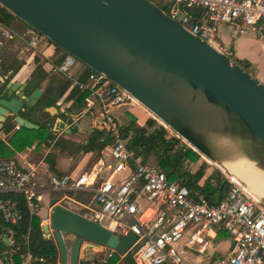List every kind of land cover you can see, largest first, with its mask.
<instances>
[{"label": "water", "instance_id": "obj_1", "mask_svg": "<svg viewBox=\"0 0 264 264\" xmlns=\"http://www.w3.org/2000/svg\"><path fill=\"white\" fill-rule=\"evenodd\" d=\"M0 4L58 48L124 87L213 163H243L264 178V82L156 2L0 0ZM18 84L10 81L1 95H12ZM26 86L24 81L19 95L34 105L43 89L36 87L25 95ZM22 103L15 97L0 99V129L4 115L15 116L20 126L40 128L19 114ZM46 109L57 111L53 106ZM225 173L250 188L238 176ZM59 201L49 199L50 225L44 230L54 236L60 264L83 261V245L113 248L121 256L132 249L136 234L121 236ZM3 241L11 245L6 238ZM67 241L73 242L71 248Z\"/></svg>", "mask_w": 264, "mask_h": 264}, {"label": "built area", "instance_id": "obj_2", "mask_svg": "<svg viewBox=\"0 0 264 264\" xmlns=\"http://www.w3.org/2000/svg\"><path fill=\"white\" fill-rule=\"evenodd\" d=\"M152 1L157 3V0ZM165 1L168 7L165 11L171 18L231 57L233 49L222 38L223 23L230 24L232 31L253 30L264 38V0ZM41 36L34 32L28 44L36 56L50 61V57L37 47ZM77 60L68 53L53 67L77 88L88 91L86 111L93 114V126L100 127L110 136L105 149L111 161L103 164V172L100 167L95 173L92 170L76 175L50 174L48 180L42 182L38 170L42 161L24 165L16 157L0 156V193L21 195L29 215L41 217L44 237L53 238L44 230L45 224L50 225V215H40L45 194L49 201L53 192H92V198L81 206L91 210L90 219L118 229L121 236L129 232L138 236L132 246L136 264H191L187 258L189 254H207L204 264H264V204L261 198L241 181L225 174L230 183L227 195L220 202L211 204L198 190L192 191L180 181L169 178L161 166L143 162L128 146L127 138L122 134V122L113 113L120 106L135 107L140 103L124 87ZM74 71L87 73L80 79ZM96 111L98 119L95 118ZM158 121L168 133L169 126L160 119ZM15 128L21 126L16 123ZM5 137L0 130V141ZM177 137L185 141L179 135ZM64 197L72 198L65 194L60 200ZM19 202L18 196L0 197V212L4 219L0 240L6 238L11 247L16 244L15 228L24 217ZM221 232H226L230 238L224 253L217 248ZM97 248L104 253L102 263L118 254L113 248L102 245ZM22 257L21 264H32L31 253ZM6 258L12 260V250Z\"/></svg>", "mask_w": 264, "mask_h": 264}, {"label": "trees", "instance_id": "obj_3", "mask_svg": "<svg viewBox=\"0 0 264 264\" xmlns=\"http://www.w3.org/2000/svg\"><path fill=\"white\" fill-rule=\"evenodd\" d=\"M164 9L162 6H160ZM165 10V9H164ZM17 17L11 13L8 9L0 4V24L9 26L13 19ZM58 48V47H57ZM36 62L39 64L40 59L36 57ZM238 62V61H237ZM247 71L251 63L248 60L238 62ZM48 72L38 65L34 74V81L36 86H39L42 78H46ZM84 79V76L81 77ZM53 81H49L46 91L52 90ZM69 83V79L64 78L58 84L60 92L66 88ZM56 92V93H57ZM87 90H79L76 88L71 92L73 97V106H76L79 110L86 107ZM58 95V94H57ZM55 93L52 95H45L46 104H53L57 96ZM26 117V116H25ZM30 121H33L40 125L38 129H29L21 126L10 138V143L14 145V149L22 151L27 146L31 147L38 139L46 140L55 138V134L52 130V123L48 125L46 122H38L31 117H26ZM135 118H132L128 124L122 123L121 130L124 137L127 138L128 146L134 149L136 156L143 162H148L150 157H154L158 165L166 170L169 178L178 180L185 184L192 191L198 190L204 194L211 204H215L224 199L230 187V183L227 177L220 171L219 167L214 168L209 172L206 162H200L202 154L194 149L192 146L185 144L181 141V138L173 135L168 136L167 130L161 125H157L156 118H148L145 124L138 125ZM15 125V121H11L4 126L6 132L10 131ZM101 137H104L101 140ZM27 140L28 144L22 140ZM110 140V136L105 133L104 130L93 131L88 143L81 145L76 144L73 141H69L66 145L64 140L58 139L55 143L56 148L62 150L70 148L76 151H94L101 150ZM12 150L2 142H0V156L10 155ZM56 154L49 152L46 156V161L49 164L50 169L53 172H57L55 163ZM196 167V168H195ZM220 170H219V169ZM87 192V202L92 198L93 193ZM19 197L20 204L24 210V217L16 229V244L11 247L7 243L0 240V259L5 264H21L23 261V254L31 253L33 260L37 264H56L59 261V249L56 241L53 238H46L43 235V231L40 226L41 217L39 215L30 216L24 206L23 197L21 195H15L13 193H0V197L3 198H16ZM79 197V196H78ZM82 197L77 198L79 201ZM4 226L3 215L0 212V233ZM226 232H221L220 235H226ZM12 250V260H7V254ZM132 253L129 251L125 256L115 254L107 263L99 262L98 264H118L121 259L125 264H136Z\"/></svg>", "mask_w": 264, "mask_h": 264}, {"label": "rangeland", "instance_id": "obj_4", "mask_svg": "<svg viewBox=\"0 0 264 264\" xmlns=\"http://www.w3.org/2000/svg\"><path fill=\"white\" fill-rule=\"evenodd\" d=\"M157 4L159 6H162L165 10L168 11L167 3H166L165 0H157ZM16 20H17V22H19V23L27 26L28 28H30V30H32V32L39 33L37 30H35L31 26H29L27 23H25L20 18L16 17ZM17 22L15 21V23L13 24V27H14L15 30L18 29V28H21V25L19 23H17ZM221 32H222V38H223V41L225 42V44H227V45L229 44L231 47L234 48L233 54H232V58L233 59H235L238 62H243L244 59L241 58V56H240V54H241L240 50L241 49L245 50V48H249L248 51H250V55L253 54L254 56H258L257 60H259L261 62V64H262V66H264V39H259L258 38L259 36H258V34L255 31L250 30L248 32L238 33V32L232 31V27H231L230 24L223 23L221 25ZM41 35L42 36H41V39L39 40V43H38L37 47L39 49H42L43 53L45 55H54L56 61H61L62 57L66 56L68 54V52H66L65 50H63L61 48H57V46L52 41H50L49 38H47L45 35H43V34H41ZM0 39L3 42H6V38H0ZM9 43H10V47L11 48H10V50L9 49L6 50L4 56H5V59L8 62H10V66H12L14 68H17L18 66H20L22 64V61L24 60V56L25 57H29L30 56V54L32 52L31 49H33V48H31L27 42L18 41L17 39L11 40ZM46 43L48 45H46ZM3 50H4V45H2V47H0V53L3 52ZM17 50L20 52L19 55L21 56V59L16 58L15 60H12L13 54ZM2 54H4V52ZM37 57L40 59V63H42L44 65L45 62L42 59V57H40V56H37ZM245 60H248V59H245ZM77 61H79V60H77ZM45 68H49V66L46 65ZM249 70H250V72L253 75H257V70H255L251 65L249 66ZM80 72L84 73V71H80ZM19 76L22 78V77L25 76V73L22 72ZM64 78H66V76L62 72H59L58 70H51V69L48 70L47 77L46 78H42L41 79V83L38 86V87H41L43 89V94L41 95L40 99L38 100V104L39 105H43L44 102L46 101L45 95H49L50 96V95L55 93L56 95L58 94L57 96H60V94L64 90H68V89L70 90V89L74 88L69 83V85L66 88L62 89L60 92H57V91H59L58 84ZM49 80L53 81L54 83L52 84V87H53L52 90H50V92H47L46 88H47V84H48L47 82ZM32 81H34V77H33ZM35 85H36V83H35ZM67 105H68V101L65 100V95H64L58 102L54 103L52 106L53 107H59L60 109L68 111L70 113L69 115L71 117V119H70L71 121H73V119L78 117V119H77L78 120L77 121V128L80 131L84 132V133H87V132H90V131H98V130L101 129L100 127H96L95 128L93 126V123H92L93 122V114L91 112H85V113L83 112L82 114L79 115V109L76 106L72 105L71 107L68 108ZM113 113L118 117V119L122 123H125V124H128L129 121L132 118H135V120L137 121L136 123L138 125L145 124L146 120L148 118H156L155 115H153V113L150 110H148L145 106H143L141 103L137 104L136 107H131L129 105L120 106L118 108H115L113 110ZM95 118L98 119L97 111L95 112ZM156 120H157V125L161 126V124L158 121V119H156ZM38 122H42V120L38 119ZM168 133L171 134L170 136H173V135L178 136V134L172 128L170 130L168 129ZM55 135L57 136L56 133H55ZM66 135H68V134L66 132H63V135H62V139L63 140H65L64 138L66 137ZM22 140L25 142V144L26 143L28 144L27 140H24V139H22ZM43 141L45 142L46 146L50 144L49 142H46V140H43ZM181 141L183 143L189 145L188 142L183 141V140H181ZM36 142H37V140L34 143H36ZM82 143H83V141L78 142L77 144L81 145ZM11 146L14 148V145L11 144ZM27 147H29V146H27ZM54 149H55L54 153H56V155H57V153L64 154V155H67V156H73V154H74L72 152L74 150H72V151L69 150L67 152H62V151H59L58 148H54ZM40 150L41 149L39 148L37 151L40 153V155L42 157L44 153L41 152ZM4 156H8V155H4ZM74 156H77V155H74ZM40 159L41 158L35 157L33 161L34 162H38ZM78 161H83V158L80 157V159H78ZM85 162L88 163L89 159L85 160ZM148 162L158 165V163L156 162L154 157H150L148 159ZM200 162H206L207 163V168H208L207 170L209 172L213 169V167L217 168L211 162V160H209L208 158H206L203 155H202V158H201ZM220 171L224 175L226 174L225 171H222V170H220ZM65 194L67 196H69V197H72L73 199H75L76 201H78L80 203H86L87 202L86 201L87 198H88L87 197V192L82 191V190L53 192V193H51V198H54V197L60 198V197H62ZM78 196L82 197L81 198L82 201H79L77 199V198H79ZM47 200H48V198H47V196L45 194V196H44V208L41 209V211H40V215L41 216H45L47 214L50 215V213L52 211V208L48 205V201ZM261 201L264 204V198H261ZM59 203H61V204L65 205V206L75 210L76 212H78V213H80V214H82V215H84L86 217H89V218L92 217V212H91L90 209L84 208L80 204H77V203H75L73 201H69V200L62 201V200H60ZM112 230H114L118 234H122V232L119 231L118 229H114L113 228ZM53 239H54V237H53ZM218 241H220V247L219 248L221 250H226L227 247H229L230 238H229L228 234L220 235L218 237V239H217V242ZM67 245H68L69 248H71L72 245H73V242L72 241H67ZM130 252L132 253V250H130ZM200 255L207 257V254H200ZM81 257L84 260L83 261L80 260L79 264H98L104 258V253L102 251H99V248H97V247H85L83 245L82 250H81ZM31 263L32 264H37V263H35L34 260H32ZM0 264H5L2 261V259H0ZM56 264H60V261H58ZM118 264H125V263L123 262V259H121Z\"/></svg>", "mask_w": 264, "mask_h": 264}, {"label": "crops", "instance_id": "obj_5", "mask_svg": "<svg viewBox=\"0 0 264 264\" xmlns=\"http://www.w3.org/2000/svg\"><path fill=\"white\" fill-rule=\"evenodd\" d=\"M15 21L17 22L16 17L13 19L12 23L9 26H5V25L0 24V38H6V42H3L0 39V47H2V45H4V50H3L4 54H2L3 52L0 53V60L1 59L4 60V58H5L4 55H5L6 50H8V49L10 50L11 47H10L9 42L11 40L17 39L18 41H25L28 43V39L31 38V36L34 34V32H32V30H30V28H28L27 26H25L19 22H17V23H19L21 25V28H18L15 30L13 27V24L15 23ZM258 38L264 39V38H260V37H258ZM46 45H48V44L46 43ZM232 49L234 50L233 47H232ZM248 49L249 48H245V50L241 49L240 50V53H241L240 56H241V58L248 59L251 62V66L255 70H257V75H254V76H257L262 82H264V66H262L261 62L259 60H257L258 56H254L253 54L250 55V51H248ZM31 50H32V52H31L30 56L29 57L24 56V60L22 61V64L20 66H18L17 68L10 66V62H8L6 60L9 67L14 70V74H15L14 78H13L14 80L27 81V82L32 80L34 77V74L37 70L38 65H42V67L47 72L49 69L56 70V69H54L53 66L55 65L56 62H59V61H56L54 55H47L50 57L49 58L50 61H47L48 60L47 58L45 59L42 57V59L45 62L44 65L40 62H39V64H37V62H36L37 56L35 55L34 50L33 49H31ZM19 53L20 52L18 50L15 51V53L13 54L12 60H15L16 58L21 59V56L19 55ZM1 64L2 63L0 62V67H1ZM46 65H48L49 68H45ZM22 72L25 73V76L21 78L19 75ZM86 73L87 72L82 73L80 71H74V75L80 79ZM66 78L69 79L68 77H66ZM69 81L71 82L70 84L74 88H72L70 90L69 89L64 90L60 94V96H56V98H55V101L58 102L65 95V100L68 101V105H67L68 108L71 107L73 104V97L70 96L71 92L77 88V86L73 85V83L70 79H69ZM33 82L36 83L35 81H32V83ZM79 90H81V89H79ZM55 101H54V103H55ZM44 104H46V101L44 102ZM53 104H46V105H49V107H52ZM86 108H87V104H86L85 108H82L79 110V115L82 114L83 112L84 113L87 112ZM56 110H57V108H56ZM67 113H68V115L70 114L68 111H67ZM70 119H71L70 115L66 120L59 117L56 119L55 124L52 123V130L54 131V134L55 133L57 134V136L55 135V138H52V139H46V142L50 143L49 145L46 146L44 141H42L41 139H38L37 142L34 143L31 147H26L22 151L14 149L10 144L11 136L17 130H19V129L15 128V125L17 122L14 119L15 125L10 131L6 132L4 130V126H2V128L0 129L6 135L5 140L0 141V142L7 145L12 150L10 155L4 156V157H16L24 165H28L29 162H34L33 160L35 157L41 158L38 162L42 161L43 163L38 167V170H39V179L42 182H46L48 180V177L50 174H58V175L73 174V175H76V174L81 173V172H85V171L90 172L92 170H93V173H95V171L98 170L100 167H101V170L103 172V170L105 168L103 164L104 163L108 164L111 161V157L108 155V152L105 149V145L103 146V148L100 151L94 150V151H88V152H84V151L77 152L76 147L74 149H70V148H68L69 146L67 147V149H64V150L58 148V150L62 151V152L74 150V151H72L74 154H73V156H67L64 154L57 153V155L55 157L57 172H53L50 169L49 164L46 161V156L48 155L49 152L55 151V149H54V148H56L55 143L58 139L63 140L62 139L63 132H66L68 134V135H66V137L64 136L65 137L64 141H66L64 143L66 145L69 144V141H73L76 144L78 142H81V141H83V143H88V139L90 138L91 133L93 132V131H90V132L84 133V132L80 131L77 128L78 117L73 119V121H71ZM60 126H61V128H60ZM101 138H103V137H101ZM39 148L41 149L40 151L44 153L42 157H41L40 153L37 151ZM74 155H77V156H74ZM1 156H3V155H1ZM76 157L77 158L79 157L78 159H80V157H82L83 161H78V159ZM88 159H89V162L86 163L85 160H88ZM47 198H48V196H47ZM65 200L73 201V202L80 204V205L82 204L73 198H71V199H67L66 197L62 198V201H65ZM43 208H44V206H43ZM219 247H220V241H219V244L217 245V248L223 253L227 251V249L221 250ZM187 258L191 264H204V261H205L204 256H202L200 254L197 256L193 255V254H189Z\"/></svg>", "mask_w": 264, "mask_h": 264}, {"label": "flooded vegetation", "instance_id": "obj_6", "mask_svg": "<svg viewBox=\"0 0 264 264\" xmlns=\"http://www.w3.org/2000/svg\"><path fill=\"white\" fill-rule=\"evenodd\" d=\"M1 67H0V99H5V100H10L13 97L18 98L20 100H22V105L21 108L19 110V114L21 116H26V117H31L32 119L38 121L42 120V122H46L48 125H50L51 123L56 122L57 118H62V119H67L69 117L68 113L66 110H62L59 107L57 108V111L55 113H51L50 111H48L47 109L45 110V108L49 107V105L43 104V105H39L38 101L36 104L34 105H29L24 99H22V97L19 95L21 93L20 87L23 84L24 81H19V84L16 86V90L14 91V93L12 95H9L7 93H4L3 95H1V93L3 92V90L6 88V86L8 85V83L10 81L15 82L17 80H14V70L12 68L9 67V65L6 62V59L4 58L0 60ZM37 86L35 85V83H32V80L27 82V86L24 87V94L27 95L30 92L34 91V89ZM56 103V101H55ZM5 119L3 120V126H5L7 123L14 121L15 116L13 115H4ZM25 117V118H26ZM61 128V126H60Z\"/></svg>", "mask_w": 264, "mask_h": 264}, {"label": "bare ground", "instance_id": "obj_7", "mask_svg": "<svg viewBox=\"0 0 264 264\" xmlns=\"http://www.w3.org/2000/svg\"><path fill=\"white\" fill-rule=\"evenodd\" d=\"M213 164L223 171L226 170L231 174L238 176L253 190V192L258 197L264 198V178L261 173L258 170L256 171L253 166H249L239 162H229L225 163L224 165H218L217 163Z\"/></svg>", "mask_w": 264, "mask_h": 264}]
</instances>
